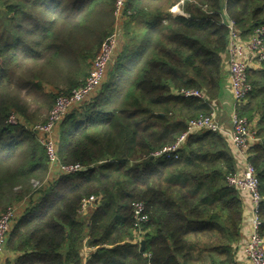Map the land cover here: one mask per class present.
Segmentation results:
<instances>
[{
	"label": "trees",
	"instance_id": "trees-1",
	"mask_svg": "<svg viewBox=\"0 0 264 264\" xmlns=\"http://www.w3.org/2000/svg\"><path fill=\"white\" fill-rule=\"evenodd\" d=\"M116 0H0V215L25 210L6 250L14 264H228L242 232L243 201L228 139L190 133L178 158L153 157L189 121L214 110L229 45L224 17L248 40L264 27V0H126L124 43L98 92L62 122L58 153L85 170L49 176L45 147L27 125L46 121L60 93L83 85L114 29ZM236 107L259 138L248 160L259 178L264 236V61ZM197 89L207 99L185 96ZM95 206L81 213L84 199ZM149 220L139 228L132 203ZM28 203V204H27ZM27 204V206H26ZM145 242L141 249V242ZM95 247L83 257L85 243Z\"/></svg>",
	"mask_w": 264,
	"mask_h": 264
},
{
	"label": "built area",
	"instance_id": "built-area-1",
	"mask_svg": "<svg viewBox=\"0 0 264 264\" xmlns=\"http://www.w3.org/2000/svg\"><path fill=\"white\" fill-rule=\"evenodd\" d=\"M182 0L181 2H183ZM126 0H116L114 5V29L110 36L102 43L100 50L93 59L89 74L83 85L76 87L69 93H60L49 112L46 121L27 125L17 114L12 113L8 118L9 124H21L34 132L40 143L45 147L49 174H75L85 170L80 163L63 162L58 153V128L64 119L73 111L88 102L98 92L107 79L109 69L121 51L124 40V22L130 11L125 9ZM174 9V8H173ZM229 31V45L227 50V65L229 71V87L235 100V106L244 103L252 90L249 82V70L259 62L264 61V27L257 29L248 40L243 39L238 25L231 19L224 17L221 21ZM185 96H195L207 99L204 92L197 89H183ZM232 127L226 128L218 118L214 109L210 114L200 115L189 121L188 129L175 143L153 153V157L165 156L178 158L179 151L187 136L193 132L211 131L225 136L235 147L239 159V168L227 176L228 183L236 188L241 196L251 200L253 208V226L249 231L246 244L241 254L250 264H264V236L260 234L261 219L259 215L263 197L259 190V178L255 168L250 164L249 149L259 140L255 128L246 117L239 115L236 110L232 117ZM97 198L92 195L82 202L80 212L84 213L91 206H95ZM135 223L139 228L149 220L146 204L143 201L132 203ZM23 207L20 204H11L0 215V264L6 251V243L14 222L18 219ZM228 264H239L235 259Z\"/></svg>",
	"mask_w": 264,
	"mask_h": 264
},
{
	"label": "crops",
	"instance_id": "crops-1",
	"mask_svg": "<svg viewBox=\"0 0 264 264\" xmlns=\"http://www.w3.org/2000/svg\"><path fill=\"white\" fill-rule=\"evenodd\" d=\"M181 1L182 0H176V2L170 7L169 12L171 13L172 16H175V15L188 16V14L183 9L184 1L183 2ZM227 61L228 60H227V54H226L225 62H224V74H223L224 77H223V81L221 84L220 92L216 98L211 99L210 101L212 105L214 106V109L217 111V115H218L220 123L226 128H231L232 123H233L232 117L236 110V106H235V100H234L233 94L229 87V71H228ZM224 93H225V97H224ZM60 128H61V125L57 130L58 140L60 137ZM228 143H229L231 154L233 155L234 160H235L236 168H239L240 167L239 159H238L235 147L229 140H228ZM55 176L57 175L49 174L48 178L52 179ZM241 197L243 201V215H242L243 222H242V227H241L242 236H241L240 241L236 244L237 250L235 252L234 260L236 259L239 264H250L249 261L241 254L242 252L241 249L246 244L248 235H249L248 233L253 226V208H252L251 200L249 198L244 197V196H241ZM24 213H25V210L22 209V212L20 216L18 217V219L14 222L13 227L17 223V221L24 215ZM84 214H86V212H84ZM94 249L95 247H92V248L89 247L88 243L86 242L82 247L83 257L91 253V251ZM21 255H22L21 253H13V252L11 253L8 250H6L4 259H3V264H14V262H16V260Z\"/></svg>",
	"mask_w": 264,
	"mask_h": 264
},
{
	"label": "rangeland",
	"instance_id": "rangeland-1",
	"mask_svg": "<svg viewBox=\"0 0 264 264\" xmlns=\"http://www.w3.org/2000/svg\"><path fill=\"white\" fill-rule=\"evenodd\" d=\"M97 55V54H96ZM94 59V58H93ZM93 59L90 61V67H89V70H90V68H91V64H92V62H93ZM227 96H229V95H227ZM224 97H225V93H224ZM49 112H50V110H49ZM49 112L48 111H46L45 109H43V114L45 115V118H48V116H49ZM38 122H43V121H38ZM38 122H35V123H38ZM34 123V124H35Z\"/></svg>",
	"mask_w": 264,
	"mask_h": 264
},
{
	"label": "water",
	"instance_id": "water-1",
	"mask_svg": "<svg viewBox=\"0 0 264 264\" xmlns=\"http://www.w3.org/2000/svg\"><path fill=\"white\" fill-rule=\"evenodd\" d=\"M144 246H145V242L142 241V242H141V249H142V250L144 249Z\"/></svg>",
	"mask_w": 264,
	"mask_h": 264
}]
</instances>
